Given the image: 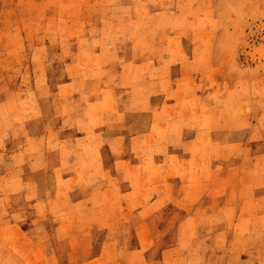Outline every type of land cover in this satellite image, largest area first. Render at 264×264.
<instances>
[{
  "label": "rangeland",
  "instance_id": "374dc122",
  "mask_svg": "<svg viewBox=\"0 0 264 264\" xmlns=\"http://www.w3.org/2000/svg\"><path fill=\"white\" fill-rule=\"evenodd\" d=\"M112 73L174 86L183 124L201 132L177 168L188 195L199 184L216 198L174 219L158 249L150 238L142 260L264 264V0H0V264L56 262L54 221L30 216L46 211L35 202L46 180L34 165L23 185L11 155L31 148L23 127L52 123L57 102L76 95L72 80Z\"/></svg>",
  "mask_w": 264,
  "mask_h": 264
},
{
  "label": "crops",
  "instance_id": "0c3cea01",
  "mask_svg": "<svg viewBox=\"0 0 264 264\" xmlns=\"http://www.w3.org/2000/svg\"><path fill=\"white\" fill-rule=\"evenodd\" d=\"M70 84L76 95L57 102L60 113L52 123L39 116L30 130L23 127L30 150L11 153L21 157L23 185L34 165L35 175L46 180L43 200L35 201L44 202L46 211L30 216L54 221L55 264H165L163 255L143 261L144 245L153 238L158 249L163 236L175 233L174 219H188L197 204L216 201L215 195L196 193L199 184L188 195L186 171L177 168L190 160L201 132L183 124L174 86L158 78L137 82L134 75L112 73ZM68 105L70 112L64 110ZM46 140L55 152L45 159ZM39 161L48 166L38 167ZM39 182L33 181L36 188ZM217 187L215 182L211 190ZM86 250L96 253L80 259Z\"/></svg>",
  "mask_w": 264,
  "mask_h": 264
}]
</instances>
